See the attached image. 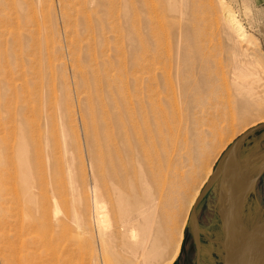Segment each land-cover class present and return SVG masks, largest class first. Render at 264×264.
I'll return each mask as SVG.
<instances>
[{
  "label": "rangeland",
  "instance_id": "obj_1",
  "mask_svg": "<svg viewBox=\"0 0 264 264\" xmlns=\"http://www.w3.org/2000/svg\"><path fill=\"white\" fill-rule=\"evenodd\" d=\"M221 1L247 43L224 23ZM263 117L256 0H0V264H225L213 179ZM146 119L161 173L142 160ZM254 150L264 151V130L240 151ZM127 192L155 203V230L137 248L108 234L105 263L96 201L108 211L145 204ZM260 215L264 172L243 211L251 226Z\"/></svg>",
  "mask_w": 264,
  "mask_h": 264
},
{
  "label": "bare ground",
  "instance_id": "obj_2",
  "mask_svg": "<svg viewBox=\"0 0 264 264\" xmlns=\"http://www.w3.org/2000/svg\"><path fill=\"white\" fill-rule=\"evenodd\" d=\"M221 6H222L221 13H223V17L221 18H223L224 23H226L228 28L236 35L238 41L242 43H247L248 34L242 22L237 18L235 13L227 7L228 5L226 6L222 1H221ZM152 108L154 111H156L158 115V125L160 127H167L168 119H167V116L164 110L160 108V106H156L154 104ZM144 122L146 125L149 123L147 119L144 120ZM261 123H264V117L262 118ZM255 126L257 125H254V127ZM135 131H136V136L138 137L140 141V144L143 145L144 136L142 135V131L140 130V128L139 129L135 128ZM146 131H147L148 143L150 141L151 148H149V151L143 152L142 160L143 159L146 160L148 166L151 169V172H152L151 174L156 173V172L161 173V169L157 161L158 154H157V151L153 148L154 137H152L151 135L152 132L149 131L148 125L146 128ZM162 131L163 130H161V132ZM244 142H242V144H240L236 149H234V151L232 152L231 158H228L227 154L229 151L227 152L222 170L218 173L215 179H213L214 182L217 181L218 179L220 181H218V183H216L213 188V205L211 206L213 210L211 213H214L215 208H217V212L219 213L223 221V226H224L223 228H224L225 235H226V241L224 245L226 249L228 247L229 251H231V255H229L228 253V257L224 261L225 264H228V262H231L232 264H264V217L262 216L263 214L260 215V217L257 219L259 220V222L252 224V226L251 224L248 223L249 220L248 221L245 220L243 216V211L249 202L250 194L254 191L256 180L264 172V151L254 150L251 154H247L242 157L240 150ZM146 162L143 164H146ZM166 182H167L166 180H160L156 184L157 186L159 184H161V186L162 185L165 186L167 185ZM220 182H221V186H219ZM135 185L137 188L140 186L138 182H136ZM122 194L125 195V193H122ZM127 194L130 195L131 197L130 201H132L133 204L136 201L141 202L142 204L143 203L145 204L141 205L140 207L134 206L133 207L134 209L132 210H129L128 208L126 209L125 207L123 208V205H122V208L121 206L118 209L114 207L110 211H108L107 207H105L104 205L96 201V211H95L94 218H95V229L97 231V239H98L97 243L99 245L100 258L105 263L108 262L109 257H110L108 248H107L108 247L107 246L108 234H110L109 237L123 234V236L128 237L127 238L128 240L127 239L126 240L129 242H132L133 246L137 248L139 244L141 245L144 243L148 244V242L150 243V241L148 240L151 238V234H153L152 233L153 230H155L154 224L157 221V220L155 221L156 216L154 217L150 212L151 204H153L154 202L146 201L149 195L145 197L143 193H128L127 192ZM199 194L200 193H198L195 196V198L192 200L191 206L195 205ZM158 196H159L158 203H157L158 205L156 207L161 206L163 204V200L165 201L163 197L164 196L163 193H160V195ZM171 197H170V201H171ZM160 213L162 214L161 216H163V214H166V209L163 211L161 210ZM74 222L78 226H80V222L77 216H74ZM195 229L197 231V234H198L197 237L199 239L198 224ZM112 238H115V237H112ZM124 245L123 247H125ZM127 245L129 246V244ZM139 248L144 249L141 247ZM179 248H180V245L178 246V249ZM123 249H127V248L125 247ZM127 252H130V251L127 250ZM135 253H136V250H135Z\"/></svg>",
  "mask_w": 264,
  "mask_h": 264
},
{
  "label": "water",
  "instance_id": "obj_3",
  "mask_svg": "<svg viewBox=\"0 0 264 264\" xmlns=\"http://www.w3.org/2000/svg\"><path fill=\"white\" fill-rule=\"evenodd\" d=\"M261 130H264V123H261L253 128H250L248 131H246L244 134H242L238 140L235 142V144L230 148L229 152H228V158H231L232 152L234 151V149H236L240 144H242V142H244L250 135L259 132ZM262 175V174H261ZM260 178V176L258 177V179ZM258 179L256 180V182L258 181ZM256 185V184H255ZM202 196V195H201ZM198 199L197 203L194 206L193 212H195L196 206L198 205L200 199ZM229 255H231V251H229ZM228 264H232L231 262H228Z\"/></svg>",
  "mask_w": 264,
  "mask_h": 264
},
{
  "label": "crops",
  "instance_id": "obj_4",
  "mask_svg": "<svg viewBox=\"0 0 264 264\" xmlns=\"http://www.w3.org/2000/svg\"><path fill=\"white\" fill-rule=\"evenodd\" d=\"M256 4L257 6L262 7L264 10V0H256Z\"/></svg>",
  "mask_w": 264,
  "mask_h": 264
}]
</instances>
